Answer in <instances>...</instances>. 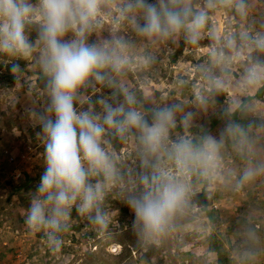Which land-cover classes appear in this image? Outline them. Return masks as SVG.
Masks as SVG:
<instances>
[{"label": "clouds", "instance_id": "obj_1", "mask_svg": "<svg viewBox=\"0 0 264 264\" xmlns=\"http://www.w3.org/2000/svg\"><path fill=\"white\" fill-rule=\"evenodd\" d=\"M217 4L231 7L241 17L249 14L246 0H208L207 7ZM109 19L111 39L89 42ZM208 21L207 9L193 7L191 0H0V54L36 59L48 78V102L39 110H27L41 129L44 171L28 193L24 218L27 228L40 234L51 252L62 251L65 235L72 230L73 212L98 228L108 227L105 205L113 188L120 189L133 213L134 229L151 239L163 236L189 206L187 177L196 173L207 178L219 170L223 135L237 137L239 145L248 138L244 127L230 121L219 140L212 135L202 137L199 144L186 136L172 139L178 123L187 126L193 118L189 112L178 120L179 105L146 112L127 88L121 89L123 102L115 105L103 99L94 102L83 94L92 82L113 84V77L150 62L149 57L134 54L119 35L122 25L153 43L183 34L195 45ZM33 23L39 25L36 43L29 35ZM209 35L219 45L211 55L223 73L216 76L204 70L214 90L224 89L230 76L225 50L236 56L245 49L264 52V34L241 32L239 43L231 34L221 37L213 30ZM19 70L18 63L10 65L11 72ZM242 80L248 85L264 82V60L249 57ZM198 103L207 101L198 97ZM96 104L101 111H96ZM109 137L138 143L141 171L131 189ZM261 170L264 166L245 169L239 183L255 179Z\"/></svg>", "mask_w": 264, "mask_h": 264}, {"label": "rangeland", "instance_id": "obj_2", "mask_svg": "<svg viewBox=\"0 0 264 264\" xmlns=\"http://www.w3.org/2000/svg\"><path fill=\"white\" fill-rule=\"evenodd\" d=\"M246 2L249 14L241 17L231 7L217 4L208 8V0H191L193 7L206 8L209 15L203 38L195 45L183 34L153 43L127 24L122 25L119 35L128 41L134 54L147 56L150 62L122 77H113V84L92 82L83 90L94 102H109L127 88L146 112L179 105L182 111L177 114L178 120L189 112L193 118L187 126L178 123L172 139L186 136L199 144L202 137L212 135L219 140L230 121L241 122L239 125L248 131L243 145L238 144L237 137L223 135L219 170L207 178L196 173L187 177L191 186L188 208L176 216L166 234L155 239L132 227L133 213L119 188H113L106 200L108 227L98 228L73 212L72 230L65 235L60 253L51 252L42 236L27 228L24 209L28 193L36 188L44 171L41 129L27 110L44 107L48 91L38 89L36 81L43 71L36 59L0 54V264H219L214 247L217 242L228 252L230 264H264V170L255 179L239 183L245 169L264 166V89L258 95L264 82L248 85L242 80L249 57L264 60V52L245 49L236 56L225 50L230 72L225 88L231 90V95H226L227 101L218 108L208 101L212 88L204 71L223 75L211 55L219 45L210 31L221 37L236 36L238 43L241 32L264 34V0ZM111 27L109 19L104 30L91 35L89 42L110 40ZM67 38L71 39V34ZM13 63L20 65L16 73L10 71ZM110 88L114 93H108ZM198 97H204L207 104L198 103ZM245 98L249 100L243 103ZM95 108L101 111L99 104ZM235 110L239 115L232 118ZM118 140L119 150L111 146L131 189L136 173L141 171L138 143L135 139ZM26 175L32 177L31 181ZM205 193L212 202L207 208L200 197Z\"/></svg>", "mask_w": 264, "mask_h": 264}, {"label": "trees", "instance_id": "obj_3", "mask_svg": "<svg viewBox=\"0 0 264 264\" xmlns=\"http://www.w3.org/2000/svg\"><path fill=\"white\" fill-rule=\"evenodd\" d=\"M29 31H30V36H31V39L33 41H36L38 40V31H39V25L38 23H33L32 25H30V28H29ZM182 34H178L176 35L177 37H181ZM0 71H1V66H0ZM47 76L44 74V72H41V74L39 75L36 83H37V86H38V89L41 90V91H47ZM264 87V84L261 88H259L258 90V95H260L263 91V88ZM114 90V88H110L109 90V94L111 93H114L112 92ZM123 94L119 95L117 98L113 99L112 101L109 100V103H112V104H118L119 102L121 103V101L123 100ZM225 97H226V93L223 91V90H214V89H211L208 93V98H209V103L211 104L212 107H219L225 100ZM249 100V98H245L243 100V103H246L247 101ZM239 115V112L238 110L235 112V114L232 115V118H236L237 116ZM239 124L241 122H238ZM110 141H111V144L113 145V147L116 149V150H119L121 148V144H120V141L117 139V138H114V137H109ZM25 178L29 179L31 181L32 177L30 175H26ZM35 181V180H34ZM11 185V183L9 184ZM202 202L204 204V207H209L212 202L211 200H209L207 197V194H202ZM215 251H216V254L218 255V263L219 264H230L231 262V258L228 256V252L226 251V249L224 248L223 244H221L220 242H217L215 245Z\"/></svg>", "mask_w": 264, "mask_h": 264}, {"label": "crops", "instance_id": "obj_4", "mask_svg": "<svg viewBox=\"0 0 264 264\" xmlns=\"http://www.w3.org/2000/svg\"><path fill=\"white\" fill-rule=\"evenodd\" d=\"M225 93H226V95H231V90L230 89H226V88H224V89H222ZM226 97H228V96H226ZM226 100V99H225ZM227 101V100H226ZM246 106V105H245ZM243 108H244V106H243ZM235 112H236V110L233 112V114H235ZM232 114V115H233ZM252 119H255V117L254 118H252ZM251 119V120H252ZM246 124V122L244 121V123H243V125H245ZM252 131H255L254 129H252V128H250ZM250 130V133L251 134H253L252 133V131Z\"/></svg>", "mask_w": 264, "mask_h": 264}]
</instances>
